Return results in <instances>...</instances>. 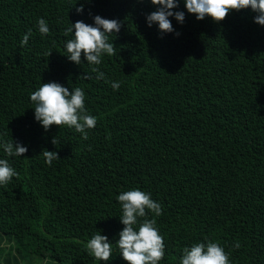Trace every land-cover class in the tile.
<instances>
[{"label":"trees","instance_id":"1","mask_svg":"<svg viewBox=\"0 0 264 264\" xmlns=\"http://www.w3.org/2000/svg\"><path fill=\"white\" fill-rule=\"evenodd\" d=\"M158 8L151 0H0V145L28 149L8 156L0 147L17 173L0 185V264H128L117 245V197L136 188L162 207L148 213L164 238L159 264H180L184 248L208 242L231 264H264V26L251 8L217 23L178 0L172 11L185 20L169 17L174 31L165 33L146 20ZM96 15L121 24L109 35L115 54L76 64L65 46L74 34L64 33L77 21L95 26ZM48 82L84 91L97 119L87 139L35 120L30 94ZM45 149L60 157L51 166ZM97 233L112 244L109 261L86 250Z\"/></svg>","mask_w":264,"mask_h":264},{"label":"clouds","instance_id":"2","mask_svg":"<svg viewBox=\"0 0 264 264\" xmlns=\"http://www.w3.org/2000/svg\"><path fill=\"white\" fill-rule=\"evenodd\" d=\"M158 5L157 11L147 15L149 26L158 23L159 30L165 33L174 31L169 17L183 23L185 14L182 11H172L178 7V0H151ZM187 11L195 14L198 20L211 17L215 22H222L230 12L251 8L258 13L255 22L264 26V0H185ZM83 12V6L76 9ZM95 26L83 21H77L65 31V36L74 34L67 40L68 58L76 64L81 63L82 56L91 65H100L102 57L115 54V46L109 42V35L119 33L121 24L116 19H105L99 15L94 17ZM41 35L48 34L50 29L45 19L38 20ZM31 30L23 36L22 46L27 45ZM179 35V33H177ZM52 53V52H51ZM51 53L46 55L49 57ZM98 72L97 68L92 69ZM87 78V77H86ZM97 79H104V73L98 72ZM118 90L119 82L111 84ZM34 103L35 120L47 131L53 125L74 128L76 132L88 138V129L96 127L97 119L89 115L85 108V93L80 87L72 91L58 82L43 83L38 90L30 94ZM52 143L57 145V138ZM0 147L8 156H24L28 149L21 143L5 142ZM42 156L51 166L53 160L60 158L57 152L45 149ZM17 176L16 171L6 159H0V185H5ZM121 208V223L123 230L119 233L117 245L120 254L128 264H159L165 255V243L159 233L155 219H149L148 213L154 216L162 215V207L151 198V194L139 188L121 192L117 197ZM141 218H143L142 222ZM138 226V230L137 227ZM239 247V244L236 245ZM88 253L99 261H109L112 257V244L106 235L95 234L86 244ZM180 264H231L228 253L214 242L197 243L190 248H184Z\"/></svg>","mask_w":264,"mask_h":264}]
</instances>
